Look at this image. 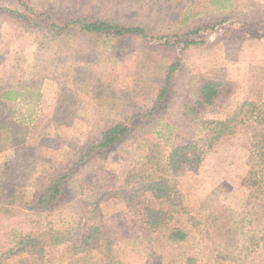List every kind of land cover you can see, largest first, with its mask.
<instances>
[{
    "label": "rangeland",
    "instance_id": "374dc122",
    "mask_svg": "<svg viewBox=\"0 0 264 264\" xmlns=\"http://www.w3.org/2000/svg\"><path fill=\"white\" fill-rule=\"evenodd\" d=\"M26 1L35 8L51 10L58 18L105 17L145 27L156 35L186 30L194 21L229 17L214 29L193 36L202 43L181 51L168 100L155 114L158 119L151 132L166 148L200 135L197 124H183L180 110L199 78L229 82L228 95L207 107L201 116L204 119H224L244 100L264 103V0H228L229 5L223 8L209 0ZM1 5L17 8L14 0H1ZM45 24L39 19L36 25L21 23L0 10V93L8 95L0 99V121L12 128L15 140L0 151V170L11 169V179L27 188L35 186L36 176L50 162L75 159L77 151L107 122L125 120L151 107L167 60L166 52L156 48L157 41L151 38L153 50L137 38L93 41L82 35L57 36L46 30ZM127 123L135 129L140 125L137 118ZM252 137L250 131L224 137L205 155L197 171L176 177L183 203L195 218L203 221L214 207H226L222 216L230 218V225L219 223L210 232L209 246L214 247V253L218 249L235 254L249 228L247 207L264 203L261 194L240 183L247 170ZM142 146V141L133 140L102 156L100 171L116 175L113 183L101 185L102 190H121L123 175L141 157ZM91 183L88 178L87 185ZM74 187L67 190L60 208L39 216L29 208L6 205L1 194V227L21 233L49 224L54 228L77 224L82 229L87 223L89 191L79 192ZM131 217V210L121 200L105 197L98 211L101 236L126 237ZM197 224L189 227L192 236L179 251L204 257L201 245L205 232L198 233L204 227ZM5 237L0 232V240ZM99 242L104 249L103 238ZM110 255L124 264H165L161 254L150 255L144 244L121 250L114 242ZM78 257L71 254L68 245L60 244L45 248L42 261L25 250L4 256L0 264H101L95 257L92 262ZM251 259L252 264H259L257 257Z\"/></svg>",
    "mask_w": 264,
    "mask_h": 264
},
{
    "label": "trees",
    "instance_id": "16d2710c",
    "mask_svg": "<svg viewBox=\"0 0 264 264\" xmlns=\"http://www.w3.org/2000/svg\"><path fill=\"white\" fill-rule=\"evenodd\" d=\"M14 1L17 8L11 9L1 5L0 0V10L8 12L18 22L36 25L38 19L43 20L46 22L45 29L57 36L82 35L93 41L137 38L144 41L147 49L153 50L155 48L150 46L148 39L151 38L157 41L156 48L166 52L167 60L162 65L163 82L151 107L125 120L107 122L94 139L77 151L75 159L47 164L36 176L34 187L27 188L12 180L11 169L0 170V196L2 194L4 197L3 203L29 208L36 216L42 213L48 215L60 208L65 193L73 186L79 192L89 191L86 197L87 223L80 230L77 224L64 228H54L49 224L21 233L3 228L0 223V232L6 235L4 240H0V260L26 250L36 255V261H42L45 248L64 244L68 245L73 256L79 255L78 258L84 262H92L95 257L101 264H124L110 255L113 243L117 242V248L121 250L144 244L150 255L161 254L165 264H252L253 257H257L259 264H264V203L246 205V213L250 217L247 222L249 228L241 244L236 246L235 254L218 249L214 253V247L209 246L210 232L215 231L219 223L225 227L230 225V218L222 216V210L226 207H214L203 221L195 218L185 207L176 181L182 172L197 171L205 155L221 139L235 136L241 131H250L253 139L248 147L247 170L240 183L252 193L261 194L264 201V103L255 99L244 100L224 119H204L201 117L203 111L228 95L229 82L199 78L191 87L192 95L181 103L180 110L183 124L194 127L197 124L200 135L184 143H172L166 148L155 141L151 134L153 122L158 119L155 114L168 100L172 77L180 66L181 51L189 45L202 43L193 36L214 29L229 17L194 21L186 30L156 35L145 27L105 17L58 18L51 10L35 8L26 0ZM227 1L209 0L210 4H218L222 8L229 5ZM6 98V93H0V99ZM132 118H137L140 124L136 129L127 123ZM11 132L12 128L1 120L0 151L15 142ZM133 140L142 141V155L124 173L121 190H102L104 182L113 183L116 179L113 172L100 171L102 156ZM78 171H81V175ZM87 177L92 181L90 185H87ZM107 196L118 198L132 212V217L127 221L126 237L101 236L102 221L98 218V211L100 203ZM197 223L204 227L203 231L198 232H205L201 245L204 257L179 251L180 245L188 242L192 236L189 227ZM102 238L104 249H101L99 242Z\"/></svg>",
    "mask_w": 264,
    "mask_h": 264
}]
</instances>
